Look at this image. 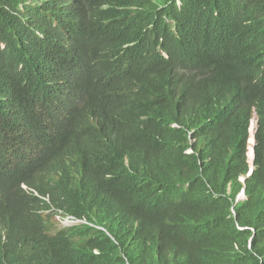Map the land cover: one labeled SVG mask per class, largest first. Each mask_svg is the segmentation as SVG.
I'll return each instance as SVG.
<instances>
[{
	"label": "trees",
	"instance_id": "1",
	"mask_svg": "<svg viewBox=\"0 0 264 264\" xmlns=\"http://www.w3.org/2000/svg\"><path fill=\"white\" fill-rule=\"evenodd\" d=\"M50 1L0 0V220L20 233L55 231L32 246L25 264H34L38 246L59 248L60 264H264V80L256 93L242 94L223 66L188 50L179 63L152 56L153 39L167 32L164 14L189 11L196 23L211 10L227 15L239 1L264 14V0H180V10L175 0H79L83 11L56 22ZM258 23L245 36L264 54ZM82 30L87 43L76 46ZM91 55L85 87L64 86L65 63L88 66ZM132 58L137 65L127 63ZM110 88L119 104L99 105ZM118 105L134 118L123 144L137 160L111 155L120 129L105 121ZM253 109L259 123L250 162ZM82 158L128 185L145 178L142 200L165 195L186 223V247L132 248L109 237L70 198ZM57 215L90 224L55 230ZM159 232L167 240V231ZM0 264L20 263L0 244Z\"/></svg>",
	"mask_w": 264,
	"mask_h": 264
},
{
	"label": "clouds",
	"instance_id": "2",
	"mask_svg": "<svg viewBox=\"0 0 264 264\" xmlns=\"http://www.w3.org/2000/svg\"><path fill=\"white\" fill-rule=\"evenodd\" d=\"M77 2L79 0H51L47 8L49 17L56 22L64 14L70 12V16L75 18V15L83 11ZM175 3L180 10L181 1L175 0ZM252 5L255 6L250 1L231 4V7L226 11L227 15L223 16L218 11L211 10L210 19L200 18L196 23L191 21L189 11L164 14L161 21L167 26V32L165 35L153 39V41L158 40L159 44L152 51V56L155 60L179 63L184 60L188 50L201 62L208 59L216 62L218 67L223 66L222 70L229 74L226 76L238 86V93H256L264 80V54L259 53L258 50L261 48L251 38L246 37L245 32L253 27L257 28L258 22L264 25V14ZM65 11L66 13H64ZM245 11L248 13L245 14ZM71 26L80 25L73 23ZM143 32L145 33L146 30L144 29ZM74 36L78 39L76 46L87 43L85 30L75 33ZM89 60L88 66L67 61L69 63H65L63 70L66 80H63V85L75 88L79 82L81 83L80 89L84 88L86 75L90 73L93 64L92 55ZM137 62L135 58H132L127 63L137 65ZM133 74L136 75V80L138 77L136 67L133 69ZM110 89V92H105L100 100L96 101L99 105L105 106L106 99L119 104L118 95L111 93L113 89ZM74 106L76 107L77 104ZM132 119L134 118L131 116V110L119 109L118 105L113 108L105 121L106 125L117 123L120 129L119 138L114 143L117 149L111 151L112 156L137 160L123 144L124 138L127 136L125 128ZM258 123L256 111L253 109L248 140L250 162L254 159ZM88 157L93 159V156L88 155ZM83 160L82 158V165L78 164V167H81L79 173H77V168L75 179L72 182L75 185L70 186V198L73 199V205L87 211L94 224L102 223L104 228L100 229L109 237H119L132 248H136L139 243L143 242H152L159 250L173 251L186 247V223L183 216L171 208L165 195L156 199V192H151V195L148 196L149 200L145 201L140 198V193L148 192L145 187L147 185L145 178H138L137 181L130 182L128 185L123 180L98 168L95 164H83ZM76 161L79 163V159ZM80 173H83V178ZM79 183H84V187L79 186ZM21 187L31 191L25 185ZM44 199L48 201V198ZM51 212L47 210L44 216L50 215ZM62 219L72 221L69 227L90 224L85 218L77 219L70 215H65ZM160 229L166 230L168 234V238L164 242H161L163 237L159 232ZM53 232L54 230L45 231L42 228H37L34 229V233L33 230L20 233L6 220H0V244L4 256L20 264H25L32 246L41 240L44 234L55 235ZM60 259L59 248L50 249L42 246L35 249L32 257L34 264H60Z\"/></svg>",
	"mask_w": 264,
	"mask_h": 264
},
{
	"label": "rangeland",
	"instance_id": "3",
	"mask_svg": "<svg viewBox=\"0 0 264 264\" xmlns=\"http://www.w3.org/2000/svg\"><path fill=\"white\" fill-rule=\"evenodd\" d=\"M53 222L55 224V230H59L61 228L69 227L72 223V221L66 219H62L60 216L53 217ZM55 234V231L53 232Z\"/></svg>",
	"mask_w": 264,
	"mask_h": 264
},
{
	"label": "bare ground",
	"instance_id": "4",
	"mask_svg": "<svg viewBox=\"0 0 264 264\" xmlns=\"http://www.w3.org/2000/svg\"><path fill=\"white\" fill-rule=\"evenodd\" d=\"M253 6V5H252ZM251 6V7H252ZM254 8H256V6H253ZM66 12V11H65ZM3 13V12H2ZM71 14V13H70ZM2 16V15H1ZM5 16V15H4ZM9 19V18H8ZM9 21V20H8ZM16 23V22H15ZM14 23V24H15ZM3 26V25H2ZM6 36V35H5ZM5 39V38H4ZM13 48V47H12ZM5 72V71H4ZM9 74V73H8ZM242 95V94H241ZM232 97V96H231ZM243 97V96H242ZM230 100H231V98H230ZM208 108V107H207ZM217 109V108H216ZM246 124V123H245ZM247 129V128H246ZM257 151V150H256ZM259 158V157H258ZM240 168V167H239ZM165 170H166V168H165ZM164 171V170H163ZM233 171V170H232ZM236 171V170H235ZM157 172V171H156ZM240 172V171H239ZM187 175V174H186ZM166 176V175H165ZM175 176V175H174ZM158 177V176H157ZM185 178V177H184ZM163 180V179H162ZM82 187L84 186V185H81ZM146 188H149L150 187V185H146L145 186ZM237 188V187H236ZM235 199V198H234ZM250 212V211H249ZM119 213V212H118ZM118 218V217H117ZM113 222H114V220H112ZM97 235V234H96ZM193 241V240H192ZM82 248V247H81ZM140 250V249H139ZM143 252V251H142ZM143 254V253H142ZM185 258H186V256H185Z\"/></svg>",
	"mask_w": 264,
	"mask_h": 264
}]
</instances>
